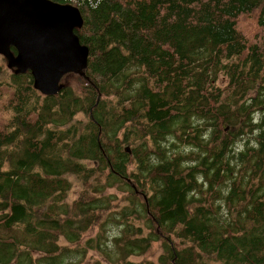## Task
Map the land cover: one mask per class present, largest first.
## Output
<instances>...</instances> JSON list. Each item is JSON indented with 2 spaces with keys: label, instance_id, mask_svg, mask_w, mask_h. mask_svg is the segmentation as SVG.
<instances>
[{
  "label": "trees",
  "instance_id": "obj_1",
  "mask_svg": "<svg viewBox=\"0 0 264 264\" xmlns=\"http://www.w3.org/2000/svg\"><path fill=\"white\" fill-rule=\"evenodd\" d=\"M53 1L88 65L0 55V264H264V0Z\"/></svg>",
  "mask_w": 264,
  "mask_h": 264
},
{
  "label": "water",
  "instance_id": "obj_2",
  "mask_svg": "<svg viewBox=\"0 0 264 264\" xmlns=\"http://www.w3.org/2000/svg\"><path fill=\"white\" fill-rule=\"evenodd\" d=\"M83 24L80 9L72 4L0 0V55L16 74L30 71L42 94L56 95L65 88V75L83 74L88 65L89 47L75 32Z\"/></svg>",
  "mask_w": 264,
  "mask_h": 264
},
{
  "label": "rangeland",
  "instance_id": "obj_3",
  "mask_svg": "<svg viewBox=\"0 0 264 264\" xmlns=\"http://www.w3.org/2000/svg\"><path fill=\"white\" fill-rule=\"evenodd\" d=\"M61 82L64 85L65 84H68V83L70 84V83H73L74 82V78H72L70 75H67L66 77L64 76L62 78V81ZM127 151L130 152V149L127 148ZM71 179H72V177H71ZM73 179H75V178L73 177ZM74 182H75L74 183V186L72 187V190L70 192V197H69V200L70 201H72L74 198H77L78 197V192L80 190L79 184L76 181H74ZM117 231H118V228H116V227L113 228V229H111V232H117ZM60 242L61 243H64L65 240L62 239ZM155 247H157V246H155ZM89 254H91V255H88L87 258H85L84 260H81L79 262V264H86L87 262H91L92 260L89 259V257H91V256L100 257V255L98 253H96L95 251H93V250H91ZM38 256H41V254H36L35 255V257H38ZM137 260H139V259H137ZM105 264H109V263L108 262H105Z\"/></svg>",
  "mask_w": 264,
  "mask_h": 264
}]
</instances>
